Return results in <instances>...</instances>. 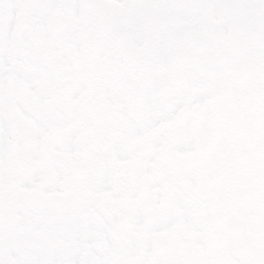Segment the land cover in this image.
Returning <instances> with one entry per match:
<instances>
[{"label":"snow or ice","instance_id":"1","mask_svg":"<svg viewBox=\"0 0 264 264\" xmlns=\"http://www.w3.org/2000/svg\"><path fill=\"white\" fill-rule=\"evenodd\" d=\"M0 264H264V0H0Z\"/></svg>","mask_w":264,"mask_h":264}]
</instances>
